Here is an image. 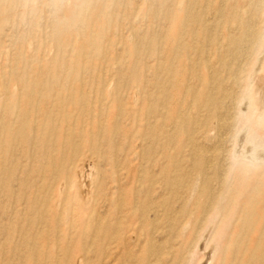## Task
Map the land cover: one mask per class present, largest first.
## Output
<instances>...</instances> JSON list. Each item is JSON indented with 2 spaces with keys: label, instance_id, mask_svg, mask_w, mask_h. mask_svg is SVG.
I'll use <instances>...</instances> for the list:
<instances>
[{
  "label": "bare ground",
  "instance_id": "1",
  "mask_svg": "<svg viewBox=\"0 0 264 264\" xmlns=\"http://www.w3.org/2000/svg\"><path fill=\"white\" fill-rule=\"evenodd\" d=\"M111 1H52L54 42L59 52L69 46L73 53L67 64H55L56 54L49 58L53 61L41 56L36 63L22 62L26 51L23 46H29L25 45L27 38L24 45L16 47L8 68L2 66L6 63L3 60L0 64V194L9 199L10 210L6 212L10 211L11 218L2 216L6 224L0 226V264H147L144 257L150 251L155 261L149 264H158L165 248L173 258L171 264H201L203 260V264H264V157H235L220 146L224 142L221 134L229 126L235 133L245 128L252 143L264 141V83L256 82L257 75L264 72V59H260L264 55V0H151L155 9L144 5V10L148 6L147 20L152 24L157 21L153 26L158 24L159 30L142 36L135 26L138 35L134 33L133 39L130 32L134 27L130 28L133 40L125 38L121 49L131 68L117 77L131 86H142L144 103L136 110L137 104L127 102L130 98L128 104L114 94L109 99L105 89L100 90L107 79L98 82L99 74L94 98L84 84L87 79L76 80L79 83L75 81L68 90L62 82H53L61 66L75 73L87 68L101 72L118 62L110 52L117 33L113 21L110 26L107 20L116 19L118 9ZM80 12L87 16L86 27L77 36L72 25ZM147 47H156L160 53L157 68L161 75L155 82L152 75L151 80L141 78L134 65ZM97 50L98 61L92 57ZM151 98L157 106L148 105ZM124 120L137 124L143 121L139 129L137 125L145 142L142 148L162 142L160 134L169 128L174 134L169 138L168 132L169 141L167 138L164 143L185 138L187 145L191 144V164L186 170L180 165L183 161L175 157L163 161L166 165L161 167L156 159L162 190L156 200L148 198L157 193L152 191L156 174L147 181L143 194L140 187L135 189L136 183L133 189L132 185L121 184L122 180L114 181L110 188L96 186L101 161L110 160L115 145L121 146L118 137L131 142L135 139L137 132L128 131L122 125ZM197 132L199 136L195 137ZM157 148H153L154 160ZM161 148L162 153L165 148ZM220 149L226 151L223 158L221 154L222 160ZM148 153L153 156V151ZM110 165V171L101 174L113 180L117 165ZM100 204L108 209L104 207V214L98 211L101 208L97 210ZM7 205L0 206V223ZM157 221L167 222L165 232L172 231L174 244L168 242L162 253L159 247L158 251L146 248L144 240L143 250L135 251L134 227L137 225L147 242L159 230L161 222ZM86 245L91 247L87 249ZM92 247L96 249L93 254ZM202 250L206 253L200 254Z\"/></svg>",
  "mask_w": 264,
  "mask_h": 264
},
{
  "label": "rangeland",
  "instance_id": "2",
  "mask_svg": "<svg viewBox=\"0 0 264 264\" xmlns=\"http://www.w3.org/2000/svg\"><path fill=\"white\" fill-rule=\"evenodd\" d=\"M15 1V2H14ZM27 1V2H26ZM50 1V2H49ZM53 0H37L36 2H35V0H0V64L2 65V60H3V63H5V64H3L2 66L4 67V66H6V68H8V66L10 65V63H11V61H12V58H13V56L16 54L15 52H17V48L21 45V44H23L24 45V40L27 38V39H29V41L27 42L26 40V43H25V45H27V44H29V46H23V49L25 50L26 49V51L28 50L29 51V55H27V54H25V52H24V50L22 51V54H23V52H24V54L22 55V58H21V61L22 62H25V63H27V64H31V63H36V62H39L42 58L44 59L45 57H46V59L48 58H52L55 54V56H54V62H55V64H57V65H62L63 66V63H66V62H69L68 61V59H70L72 56H73V53L71 52V48L69 47V46H67L66 48H64L63 50H62V53L61 52H59L58 51V47H57V39L55 38V35H54V32H53V30H54V26L55 25H53V23H52V15H53V10H52V4H53V2H52ZM151 0H115V2H114V0H113V2L111 1V3H112V5H113V8H114V5L118 8L117 9V17H116V19H112V18H108L109 20H107L108 21V23H109V25L111 26V24L113 25V23H114V25H113V27H114V34L115 33H117V34H115V40H116V43H115V45H113L112 47H111V49H110V52L111 53H113L112 55H115L116 56V58H119L118 59V62L117 63H119L120 64V62H121V65H117V63L115 62V63H112V67L109 69L108 68V71H106V70H103V71H101V72H98V71H96V72H94V71H92V70H90V69H82V70H80V71H78V72H73L72 70H70V68H65L66 66H64V67H60L61 68V70L59 71V74H57L56 75V77L54 76L53 77V82L54 83H56V84H59L60 82H62V84L63 85H65V87H66V89L69 87V89L70 88H72V86L74 85V82L76 81V80H79V82L81 81H85L86 79V82H84V84H86L85 86L87 87H89V89H87V90H89V91H91V96L94 98V93H93V91L96 89L95 87L96 86H94V84L95 83H97L96 82V80L95 79H97L96 77L98 76V74H99V80H98V82H104V80H106L105 82H107V83H105L106 84V88H105V84L104 83H101L100 84V90H101V87H103L102 88V90L104 91V89H105V91L104 92H106L107 93V95L109 96V99H111L112 97H113V94L115 95V96H118V97H120L122 100H124V102H126L128 99L127 98H130L127 102H131V104L132 103H134L135 105L137 104V106L136 107H134V109L136 110L138 107H139V104L140 103H144V102H142V96H143V93H142V86L141 85H134V86H131L130 84H128L129 82L128 81H126L125 80V82H123L124 80H121L120 81V78H117V77H119L118 75H120V74H123V72L125 73V71H124V69L125 70H130V68H131V66H130V64H129V62H128V58H127V56H126V53H124L123 51H122V49H123V42H124V39L126 38V40H130V41H132L134 38H136V35H145V34H147V33H145V32H153L154 30H155V32H154V34L157 32L156 31V29L157 30H159V25L157 24V26H153V24L154 23H157V21L156 22H154L153 24H152V22L150 21H148L147 20V7L148 6H146V8H145V10H144V5H147V4H149V7H151L152 5L154 6V7H157L155 4H152L151 2H150ZM35 2V3H34ZM125 2L127 3L126 5H125ZM145 2H146V4H145ZM31 4V6H30V4ZM33 3V4H32ZM114 3V4H113ZM138 3V4H137ZM47 4V5H46ZM130 4V5H129ZM139 4H141V6L139 5ZM143 4V5H142ZM29 5V7H31V8H29V7H27ZM46 5V6H45ZM34 6V7H33ZM126 6V7H125ZM138 6V7H137ZM152 6V7H153ZM167 6H169V5H167ZM138 8V9H136L137 11H135V8ZM139 7L142 9L141 11H142V13H141V11H139ZM143 7V8H142ZM153 7V8H154ZM131 8H134V10H132ZM160 8V7H159ZM159 8H158V10H159ZM121 9H122V11H121ZM130 9H131V11H132V14H130ZM155 9V8H154ZM20 11V12H19ZM129 13H128V12ZM161 11V9L159 10V13H160V16H159V18L158 19H162V12H160ZM125 12H127V13H125ZM121 13V14H120ZM138 13V15L136 16V14ZM144 13V14H143ZM40 14V15H39ZM51 14V15H50ZM135 14V15H134ZM140 14V15H139ZM38 15V16H37ZM46 15V16H45ZM48 15V16H47ZM126 15H127V17H126ZM133 16V19L130 17V16ZM142 15H144V16H142ZM142 16V17H141ZM86 17L87 16H85L84 14H83V12L81 13L80 12V15L78 16V19H77V21H76V23L75 24H73L72 25V29H73V31H74V33H76V35L77 36H80V35H82V33H83V30L85 29V27H86V22H84L85 21V19H86ZM122 17V18H121ZM119 18V19H118ZM120 18L122 19V22L120 21ZM129 18V19H128ZM110 19H111V21H110ZM125 19V20H124ZM141 19V20H140ZM132 20V21H131ZM112 21H113V23H112ZM128 21V22H127ZM119 22H121V23H119ZM141 22V23H140ZM147 22L150 24V26H149V24L147 25ZM78 23V24H77ZM119 24H121V25H119ZM141 24V25H140ZM145 24H146V26H149V28L148 27H146L145 26ZM140 25V26H139ZM76 28H75V27ZM128 26H130V27H128ZM135 26L136 27H138V29L137 30H139V31H137L136 30V28H135ZM119 27V28H118ZM132 27H134V29H132ZM117 29V31H116V29ZM132 30H131V29ZM144 28V29H143ZM146 28V29H145ZM148 28V29H147ZM156 28V29H155ZM129 30H131V32L130 33H132L133 32V34L135 33L136 34V32L135 31H137L138 32V34H134V36L135 37H133V39H132V34H129L128 32H129ZM142 30V31H141ZM146 30V31H145ZM148 30V31H147ZM141 31V32H140ZM143 32V33H142ZM53 33V34H52ZM125 33V34H124ZM141 33V34H140ZM117 35V36H116ZM131 35V36H130ZM142 35V36H143ZM127 36V37H126ZM49 37V38H48ZM43 39H44V41H43ZM56 43H55V42ZM103 41V40H102ZM102 41H100V45H102ZM30 42H32V43H30ZM122 43V44H121ZM19 44V45H18ZM44 44V45H43ZM18 45V46H17ZM48 45V46H47ZM50 45V46H49ZM2 46V47H1ZM12 46H14V47H12ZM17 47V48H16ZM27 47V48H26ZM49 47H50V49H49ZM57 47V48H56ZM120 47V48H119ZM35 49V51L36 52H34V49ZM44 48L46 49L45 51H44ZM56 48V49H55ZM122 48V49H121ZM154 48V49H153ZM152 49H150V48H148L147 47V49H148V51L150 52L151 50V54L150 53H148L147 54V49H143L142 51L143 52H141V53H139L138 54V58L139 59H137L136 58V61H138V63L136 64V62H135V66H136V71L138 72V75L141 77V78H143L144 80H147V79H150V76L152 75V77H151V81H153V82H155V79H158L160 76L159 75H161V73H160V69L159 68H157V66L159 67V65H158V60L157 59H159L160 58V53L159 52H157V50H158V48H156V47H153ZM100 49V48H99ZM44 51V53H43V51ZM56 50V51H55ZM7 51H9V53L7 52ZM12 51V52H11ZM14 51V52H13ZM27 51V52H28ZM50 51V53H51V55H50V57H48L49 56V52ZM26 52V53H27ZM34 52V53H33ZM56 52V53H55ZM120 52V53H119ZM33 53V54H32ZM42 53V54H41ZM100 52H99V50H97L96 52L95 51H93V55H92V57L94 56V58L95 57H98V54H99ZM123 53V54H122ZM9 54H11V55H9ZM14 54V55H13ZM27 55V56H26ZM96 55V56H95ZM124 55V56H123ZM142 55V56H141ZM7 56H9V59H8V57ZM32 56V57H31ZM42 56V57H41ZM158 56V57H157ZM3 57V58H2ZM30 57H31V59H30ZM40 57H41V59H40ZM70 57V58H69ZM125 57V58H124ZM261 58V60H263L264 59V55H262V56H260ZM4 58H5V61H4ZM121 58V59H120ZM123 58V59H122ZM24 59V60H23ZM47 59V60H48ZM53 59H49L50 61L52 60L53 61ZM97 61L99 60L98 58H95ZM147 59V60H146ZM153 59V60H152ZM30 60V61H29ZM66 60V61H65ZM140 60V61H139ZM120 61V62H119ZM146 61V62H145ZM7 62H8V64H7ZM67 64V63H66ZM65 64V65H66ZM150 64V65H149ZM129 65V66H128ZM151 66V67H150ZM129 67V68H128ZM113 68V69H112ZM126 68H128V69H126ZM151 68H152V70H151ZM156 68H157V70H156ZM72 69V68H71ZM159 69V70H158ZM147 70V71H146ZM123 71V72H122ZM154 71V72H153ZM119 72H121V73H119ZM151 74H150V73ZM158 72H159V74H158ZM25 73V72H24ZM102 73V74H101ZM82 76H81V75ZM102 76H101V75ZM114 74H116V75H114ZM155 74V75H154ZM24 75V74H23ZM91 76H92V78H91ZM102 77H103V79H102ZM106 77V78H105ZM147 78V79H145V78ZM149 77V78H148ZM156 77H158V78H156ZM73 80H72V79ZM83 78V79H82ZM71 79V80H70ZM117 79H118V81H117ZM154 79V80H153ZM61 80H63V81H61ZM95 80V81H94ZM103 80V81H102ZM113 80V81H112ZM70 81H72V82H70ZM149 81V80H148ZM261 82V83H264V72L262 73V75L261 74H259V75H257V78H256V82ZM69 82V83H68ZM78 81H76L75 83H79ZM110 82V83H109ZM120 82H121V84H120ZM73 83V84H72ZM117 83V84H116ZM127 85H126V84ZM69 84V85H68ZM109 84V85H108ZM149 84H153L152 82L150 83L149 82ZM67 85V86H66ZM126 85V86H125ZM128 85H129V87L131 86V88H130V91L128 92ZM71 86V87H70ZM117 86V87H116ZM118 86H120V89H118L119 87ZM85 87V88H86ZM87 87V88H88ZM123 87H126L127 88V91H126V88H124L125 89V91H124V89H123ZM115 88H117L118 89V91L117 92H115L114 90H116ZM139 89V90H138ZM264 89V86H262L261 87V90H263ZM68 90V89H67ZM107 90V91H106ZM111 92V93H110ZM114 92V93H113ZM125 92V93H124ZM128 92V93H127ZM144 92V91H143ZM145 92H146V90H145ZM115 93H117L118 95H116ZM126 93H127V95H126ZM122 94H123V96H122ZM135 95V96H134ZM141 95V96H140ZM122 96V97H121ZM128 96V97H127ZM138 96V97H137ZM132 97H133V99H132ZM144 97V96H143ZM124 98H126V99H124ZM154 98V97H153ZM135 99V100H134ZM133 100V101H132ZM138 100H139V102H138ZM148 101V100H147ZM147 101H145V102H147ZM126 102V103H127ZM149 102V104L148 105H151V106H157V101H155V99L153 100L152 98H151V100H149L148 101ZM152 103V104H151ZM128 104V103H127ZM127 120H124L123 121V126H125L126 127V129L128 130V131H131V132H133L134 133V130H135V132H137V133H135L134 134V136H135V139H132V142L131 141H129V140H122V139H120L119 137H118V141H117V144L118 145H121L120 146V148L118 147L117 148V146L115 145V147L113 148L114 150L110 153L111 155V157H110V160H109V158L107 159V158H104L102 161H101V163H100V167H99V174H98V179H97V184H96V186H98V187H100V188H102V187H104V188H110V187H108V185L110 186H114V181H120V180H122V182L120 181V183L121 184H127L129 187L132 185V188L134 189L135 188V186H136V184H137V186H136V188L135 189H137V188H139V193L141 192L142 194L144 193V192H146V183L148 184V182H151V178L153 179L154 177H156L157 179L155 180V178H154V181L157 183V185H156V183L153 181V183L152 184H154V187H156L155 189H154V187L151 185V187H153L152 188V191H155V192H157V193H155V194H152V196L151 195H149L148 196V198L149 199H158L159 198V196L161 195V193H162V190H160V187H161V184H159V179H160V177H159V170H161V169H157V168H159V166L161 167L163 164H164V162L165 161H167V159L168 158H171V157H175V159H178V161H183V163L182 162H180L181 164V166L183 167V165H184V167L182 168L183 170L185 169H187V167L188 166H190V164H191V157L189 158L188 156H190L191 155V153H190V151H191V144H189V145H187L188 143H187V140L184 138H182V140L180 141V142H177L176 140L174 141V143L172 144L171 142L169 143L170 145L172 144V146L170 147L169 146V144L168 143H164V142H168L169 141V138L170 137H172L173 136V134L174 133H171L172 131H171V128H169V129H167V131L163 134L162 132H160V133H162V134H160V140H163L161 143L159 142V143H157V139H158V135H159V133H157L156 135H154V138H155V142L157 143L156 145H155V147H153V148H157V146L159 147V146H163L165 149L164 150H162V153L165 155V156H162V153H161V147H159V148H157V158H155V160H154V157H156V151H155V149L153 150V148L152 147H150V148H148V147H143L142 148V146L143 145H141V144H143V142H144V140L142 139V137L140 136V134H139V132H138V129H139V126H142V124H143V121H140L138 124L136 123V121L134 122V123H132V121L131 120H129L128 122H126ZM153 121V120H152ZM136 123V124H135ZM129 124V125H128ZM137 125H138V129H137ZM128 126V127H127ZM132 127V128H131ZM232 126H229V127H227V129H226V133L225 132H223L224 134H221L222 135V138H223V141L224 142H222V143H220V144H222V145H220L221 146V149L223 148L224 150L226 149V151H228V150H230V151H228V152H230V153H232V155L233 156H235V157H244V156H256V155H258L257 157H260V158H262V156L264 157V141L263 140H261V139H259V140H257L255 143H252V137H250V134L247 132V130L245 129V128H243V129H241V130H239L238 132H234L235 131V129L234 128H231ZM232 129V130H231ZM163 131V130H162ZM165 131V130H164ZM169 132V133H168ZM170 135H168V134ZM200 133V132H199ZM199 133L197 132L196 134H197V136H195V137H198L199 136ZM228 133V134H227ZM165 134L167 135L166 137H164L165 136ZM195 134V135H196ZM226 134H227V136H226ZM232 134H235V136H233ZM248 134V135H247ZM172 135V136H171ZM224 135V136H223ZM229 135V136H228ZM232 135V136H231ZM243 135V136H242ZM156 136H158V137H156ZM168 136H169V138H168ZM230 136H231V138H230ZM137 137H139V138H137ZM235 137V138H234ZM153 138V139H154ZM162 138V139H161ZM167 138H168V141H167ZM230 138V140L228 141V139ZM224 139H226V141L224 140ZM234 139V140H233ZM252 139V140H251ZM119 140H121V141H119ZM142 140V141H141ZM134 141V142H133ZM119 142H121L120 144H119ZM230 142V143H229ZM233 142H234V144H233ZM176 143L178 144V145H176ZM228 143V144H227ZM144 144H145V142H144ZM164 144V145H163ZM167 144H168V146H167ZM206 144H208V143H201V145H206ZM233 145H234V147H233ZM185 146V147H184ZM104 147V146H103ZM176 147V148H175ZM230 147V148H229ZM129 148V150H127ZM143 149L142 151H144V154L140 151V149ZM118 149V150H117ZM149 150V152L150 153H152V151H153V158L152 157H150L151 156V154H150V156L148 155L149 153H148V150ZM151 149V150H150ZM220 149V151H219V157H220V159L222 160V158H223V156L226 154L225 152L226 151H224V150H221ZM233 151H232V150ZM166 150V151H165ZM190 150V151H189ZM118 151V154L119 155H115V153ZM159 151V152H158ZM224 153H222V152ZM127 152V153H126ZM134 152V153H133ZM138 152V153H137ZM179 152L181 153V154H179ZM142 153V157H140V158H142V159H145L144 160V162H143V160L142 159H139L138 157L140 156V154ZM148 153V154H147ZM155 153V154H154ZM125 154H127L126 155V157H125ZM179 154V155H178ZM221 154H222V158H221ZM240 154V156H238ZM112 155H113V157H112ZM130 155V156H129ZM147 155H148V157H147ZM167 155H168V157H167ZM118 156V157H117ZM129 156V157H128ZM144 156V157H143ZM161 156V157H160ZM181 156H182V159H181ZM114 157H117L116 159L114 158ZM147 157V158H146ZM149 157L151 158L150 160H149ZM159 157V158H158ZM165 158V160H164V158ZM178 157V158H177ZM186 157V158H185ZM112 158H114V159H112ZM124 158H126V159H124ZM129 158V159H128ZM131 158V159H130ZM132 159L134 160V161H132ZM137 159V160H136ZM139 159V160H138ZM148 159V160H147ZM156 159H157V161H158V163H159V166L156 164L157 163V161H156ZM219 159V160H220ZM113 160V161H112ZM142 161V162H141ZM147 161H150L149 163H147ZM152 161V162H151ZM164 161V162H163ZM146 162V163H145ZM154 162V163H153ZM110 164H116L117 166H116V170H117V177H116V179H111L110 180V178L108 177H106L105 176V174H101L102 173V171L103 172H105V170L107 169V170H109L110 171ZM152 164H154V165H152ZM189 164V165H188ZM147 165V166H146ZM164 165H166V163L164 164ZM186 165V166H185ZM148 167L147 169L145 168L144 169V167ZM153 166V167H152ZM157 166V167H156ZM130 167V168H129ZM133 167H135V169L133 168ZM138 169H137V168ZM140 167V168H139ZM186 167V168H185ZM120 168L122 169V170H120ZM126 169V170H125ZM134 169V170H133ZM139 169H143V170H139ZM119 170V171H118ZM131 170H133V171H131ZM101 171V172H100ZM121 171V173H119ZM139 171H141V172H139ZM155 171V172H154ZM159 171V172H158ZM143 172V173H142ZM144 172H146L147 174H145ZM151 172V173H150ZM132 173H134L133 174V176H131L132 175ZM145 174L146 175V179H144L145 178V176L143 177V175L142 174ZM158 173V174H157ZM119 174V175H118ZM131 174V175H130ZM139 174V175H138ZM154 174H156V175H158V176H154ZM103 175V176H102ZM126 175V176H125ZM130 175V176H129ZM101 176V177H100ZM138 176H141L140 178H138ZM154 176V177H153ZM124 177V178H123ZM101 178H103V179H101ZM120 178V179H119ZM126 179V180H125ZM100 180H107L106 182L104 181V183L102 182V181H100ZM141 180V181H140ZM142 180H143V183H142ZM145 180V181H144ZM128 181V182H127ZM132 181V182H131ZM139 183H138V182ZM148 181V182H147ZM158 181V182H157ZM103 185H101L100 183ZM108 182V183H107ZM98 183L101 185H98ZM107 183V184H106ZM111 183V184H110ZM136 183V184H135ZM135 184V185H134ZM107 185V186H106ZM140 185V186H139ZM142 185V186H141ZM143 187H144V189H143ZM158 187V188H157ZM199 188V187H198ZM198 188H197V190L196 191H198ZM154 189V190H153ZM138 190V189H137ZM137 190H136V192H137ZM140 193V194H141ZM154 195V196H153ZM0 196H3V197H1V199H0V201L3 203H1L0 202V204H2V205H0V206H2L3 208L7 205V207L5 208L6 210H5V214H3V215H1V218H2V216L4 217V215H5V217H6V214H8L7 215V218L10 216L9 214H10V211H8V212H6L7 211V209L9 208V210H10V203H9V199H6L5 198V196L3 195V194H0ZM158 197V198H157ZM2 198H4V199H2ZM6 199V200H5ZM145 199V198H144ZM149 199H147V197H146V201H148ZM155 199V200H156ZM5 201H7V202H5ZM102 206H103V204H100L99 205V208H97V210L98 209H100V210H98L99 212H101L102 214H104V212H105V208H106V206H103V208H102ZM174 206H176V205H174ZM105 207V208H104ZM107 209V208H106ZM108 210V209H107ZM132 212V211H131ZM6 218V219H7ZM8 219H10L11 220V218H8ZM1 220V219H0ZM2 223H0V226L2 225V224H6L5 222H6V220H5V218H2ZM162 220V219H161ZM159 222H161L160 224H159ZM165 223H167L166 221H157V224H159L157 227H158V231L156 232V233H154V236H153V234H152V236H151V240L149 239V241H148V239H147V242H146V236H144L143 234H140L139 233V229H138V227H137V225L134 227V229L136 230V233L134 234V240L136 239L137 241V243L135 242V244H137V246L135 247V251H137V250H143V248H141L142 246H146L147 244L149 245H147L146 246V248L147 247H150V248H152V249H155L156 251H158V248L157 247H159V249L160 250H162L163 248H165L164 246H168V242L170 243H173V240L174 239H172V236H170L171 235V233H172V231H171V233L169 234L168 232H170L169 231V229L168 230H166V232H165V229H167L166 227V224ZM163 224H165V225H163ZM165 226V227H164ZM156 227V228H157ZM162 227V228H161ZM151 230V232H152V229H150ZM138 231V232H137ZM139 233V234H138ZM142 233H144L145 235H146V233H145V231H143ZM168 233V234H167ZM165 234H167V236L165 235ZM139 235V236H138ZM136 237V238H135ZM153 238H154V240H153ZM167 239H168V241H167ZM142 240V241H141ZM145 240V243H146V245L143 243V241ZM164 240L165 241H167V242H164ZM172 240V241H171ZM152 241V243L151 244H149V242H151ZM160 241V242H159ZM216 242H217V240H215ZM157 242V243H156ZM163 242V243H162ZM166 243V244H165ZM134 244V242H133V246L135 245ZM143 244V245H142ZM157 244V245H156ZM159 244V245H158ZM161 244H163V245H161ZM174 244V243H173ZM153 245H156V246H154V247H152ZM87 246V245H86ZM91 246L90 245H88L87 246V249L88 248H90ZM162 247V248H161ZM157 248V249H156ZM92 250V251H91ZM90 251H91V254H93L92 252H95V248L94 247H92V249H91ZM154 250V251H155ZM163 250H164V253H163ZM161 252L163 253V255H165L164 257L162 256L161 258H163L161 261L163 262V260H164V262L162 263L161 261H160V263H158V264H168V262H170V264L172 263V261H170V260H173V258L169 255V254H166V248L165 249H163ZM203 251V250H202ZM200 252V254H204V253H206L205 251H203V252ZM150 253V254H149ZM152 252L150 251V252H148V253H146L145 254V256H147V258H145L144 257V259H147L148 260V263L147 264H149V263H151V261L153 260V261H155L154 260V256L151 254ZM150 255H152V256H150ZM170 257V258H169ZM147 260H145L144 262L146 263V261ZM168 260V261H167ZM150 261V262H149ZM152 261V262H153ZM204 261V260H203ZM203 261H202V263L201 264H203ZM192 264H194V262L192 263Z\"/></svg>",
  "mask_w": 264,
  "mask_h": 264
}]
</instances>
